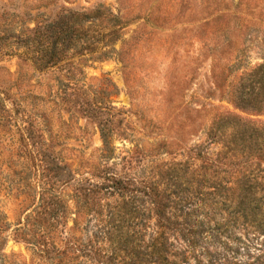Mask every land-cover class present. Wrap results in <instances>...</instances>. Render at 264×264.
<instances>
[{
    "label": "rangeland",
    "instance_id": "obj_1",
    "mask_svg": "<svg viewBox=\"0 0 264 264\" xmlns=\"http://www.w3.org/2000/svg\"><path fill=\"white\" fill-rule=\"evenodd\" d=\"M99 5L118 15L122 27L114 45L100 47L106 51L102 58H69L70 51L61 67L41 71L25 58L23 39L36 23L65 9L92 11ZM68 60L75 67L63 63ZM261 63L264 0H0V99L6 109L0 110V210L11 229L52 181L49 167L55 162L81 173L96 159L102 142L95 121L80 111L83 102L108 98L120 111L115 156L134 154L137 147L150 151L160 142L176 152L151 151L132 163V171L146 174L152 162L181 159L184 146L204 142L218 113L264 122V112L237 107L231 97L248 83L244 73ZM26 120L43 154L38 160L24 151ZM216 149L211 145L209 152ZM70 193V185L64 186L63 194ZM4 251L30 258L11 232Z\"/></svg>",
    "mask_w": 264,
    "mask_h": 264
},
{
    "label": "trees",
    "instance_id": "obj_2",
    "mask_svg": "<svg viewBox=\"0 0 264 264\" xmlns=\"http://www.w3.org/2000/svg\"><path fill=\"white\" fill-rule=\"evenodd\" d=\"M120 24L102 5L92 11L65 9L28 30L23 54L39 71L61 67L70 51L69 58L100 59L106 54L101 48L122 37ZM63 63L75 67L76 62ZM244 75L248 83L232 91V102L263 113L264 64ZM109 102L80 106L95 121L102 142L87 171L73 175L55 162L49 167L52 181L12 229L0 210V264H264V122L218 113L206 140L184 146L181 159L152 162L146 174L136 173L132 163L143 155L176 152L160 142L150 151L137 147L134 154L125 150L115 156L114 121L120 111ZM26 125L24 151L36 160L43 154L33 124L26 120ZM211 145L217 149L209 152ZM23 179L28 188V174ZM69 185L66 197L63 187ZM10 232L29 250V260L4 251Z\"/></svg>",
    "mask_w": 264,
    "mask_h": 264
}]
</instances>
